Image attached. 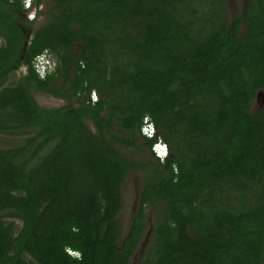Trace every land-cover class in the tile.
Returning <instances> with one entry per match:
<instances>
[{
	"label": "trees",
	"instance_id": "obj_1",
	"mask_svg": "<svg viewBox=\"0 0 264 264\" xmlns=\"http://www.w3.org/2000/svg\"><path fill=\"white\" fill-rule=\"evenodd\" d=\"M35 5L37 28L21 0H0V133L33 132L0 148V264H132L148 209L139 264H264V0L235 15L226 0ZM44 52L54 68L39 78ZM33 89L67 103L44 108ZM144 117L169 156L137 166L114 145H134Z\"/></svg>",
	"mask_w": 264,
	"mask_h": 264
},
{
	"label": "rangeland",
	"instance_id": "obj_2",
	"mask_svg": "<svg viewBox=\"0 0 264 264\" xmlns=\"http://www.w3.org/2000/svg\"><path fill=\"white\" fill-rule=\"evenodd\" d=\"M229 13L231 15L238 14L245 2V0H226ZM46 3H48V0H46ZM45 10V9H43ZM230 15V16H231ZM46 20V13L38 17V19L35 21V24L33 25V28H37L38 26L42 25ZM0 45H2V40L0 39ZM24 68H21L13 73L11 76V81L14 82L16 79L23 74ZM32 95L35 99V101L44 108H51V107H59L67 102L63 99L53 97L51 95H48L46 93L40 92L36 89L32 90ZM97 97V94H96ZM261 100L256 102L253 105L254 109H257L260 105ZM88 125L91 127V124L88 122ZM33 132L32 130H24V131H11L6 133H0V148H10L17 145H21L25 143V140L32 136ZM116 149L129 161L131 158H133V154L130 150L125 149L124 147H121L117 144L114 145ZM46 149L42 152H45ZM142 188V176L139 171H133L129 174V176L126 178L125 182L122 184L121 188V196H122V210L117 218V222L120 224L122 234L125 233L131 224V221L133 219V216L137 210L138 206V196ZM149 213L148 217V224L147 228L144 234V237L142 239L141 245L136 250V253L131 259L132 264H139L141 259H143L144 254L146 250L149 248L150 242H151V232L153 223L152 220L154 219L155 215L153 211L147 210ZM16 228H19L20 221L15 220Z\"/></svg>",
	"mask_w": 264,
	"mask_h": 264
},
{
	"label": "built area",
	"instance_id": "obj_3",
	"mask_svg": "<svg viewBox=\"0 0 264 264\" xmlns=\"http://www.w3.org/2000/svg\"><path fill=\"white\" fill-rule=\"evenodd\" d=\"M21 1L26 19L29 21L34 19L37 20L38 19L37 12L41 9V6L36 7L35 0H21ZM33 67L39 78H44L48 73H50L53 70L54 61H52L49 58V56L46 54V52H44L41 55H38L34 58ZM96 99H97L96 93L94 92L91 93V100L94 102L96 101ZM140 133L143 137L149 139L156 137V131L149 118L147 117L143 118ZM153 149L158 156L162 157L164 155L163 146L154 147Z\"/></svg>",
	"mask_w": 264,
	"mask_h": 264
},
{
	"label": "flooded vegetation",
	"instance_id": "obj_4",
	"mask_svg": "<svg viewBox=\"0 0 264 264\" xmlns=\"http://www.w3.org/2000/svg\"><path fill=\"white\" fill-rule=\"evenodd\" d=\"M22 17L26 19L25 14H22ZM125 138H131L129 133H125ZM136 138L138 139L134 145H124V144H119L116 143L117 145L124 147L127 150H130L133 154V158L130 159V162L132 161L133 163H135L137 166L138 165H142L146 159H148L151 162H156V157L154 156V154L152 153V150L150 148V150L147 148V146L144 144L145 140L143 139V136L141 135V133L138 135L136 134ZM128 140V139H127ZM143 143V145L141 146V144ZM168 156H169V152H168ZM160 162V161H159ZM139 171V170H137ZM141 173V171H139ZM142 176V173H141Z\"/></svg>",
	"mask_w": 264,
	"mask_h": 264
},
{
	"label": "clouds",
	"instance_id": "obj_5",
	"mask_svg": "<svg viewBox=\"0 0 264 264\" xmlns=\"http://www.w3.org/2000/svg\"><path fill=\"white\" fill-rule=\"evenodd\" d=\"M151 139L155 140L154 143H153V145H152V147H151L152 153L154 154V156L156 157V159L158 161L163 162L168 157V152L169 151H168L167 145L162 140H160L159 138H157V136L154 137V138H151ZM158 146H163L164 155L162 157L158 156L156 154V152L154 151V149H153L154 147H158Z\"/></svg>",
	"mask_w": 264,
	"mask_h": 264
},
{
	"label": "water",
	"instance_id": "obj_6",
	"mask_svg": "<svg viewBox=\"0 0 264 264\" xmlns=\"http://www.w3.org/2000/svg\"><path fill=\"white\" fill-rule=\"evenodd\" d=\"M26 36L27 37H30V32H28L27 34H26ZM259 100H261V102H260V105H259V107H261V105H262V103H263V101H264V92H262V91H259L257 94H256V102H258ZM136 213V212H135ZM135 215V214H134ZM141 243H142V241H141ZM141 243L139 244V246L141 245Z\"/></svg>",
	"mask_w": 264,
	"mask_h": 264
}]
</instances>
